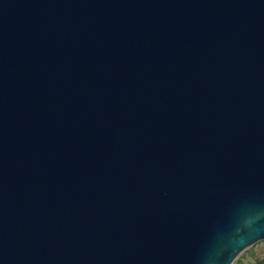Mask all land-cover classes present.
Masks as SVG:
<instances>
[{"label":"water","instance_id":"1","mask_svg":"<svg viewBox=\"0 0 264 264\" xmlns=\"http://www.w3.org/2000/svg\"><path fill=\"white\" fill-rule=\"evenodd\" d=\"M263 240L264 0H0V264Z\"/></svg>","mask_w":264,"mask_h":264},{"label":"crops","instance_id":"2","mask_svg":"<svg viewBox=\"0 0 264 264\" xmlns=\"http://www.w3.org/2000/svg\"><path fill=\"white\" fill-rule=\"evenodd\" d=\"M263 256H264V243H258L255 245L254 248L252 249L249 248L248 250H246L245 253H243L240 258L242 264H247Z\"/></svg>","mask_w":264,"mask_h":264},{"label":"trees","instance_id":"3","mask_svg":"<svg viewBox=\"0 0 264 264\" xmlns=\"http://www.w3.org/2000/svg\"><path fill=\"white\" fill-rule=\"evenodd\" d=\"M239 262H240V264H242L241 263V258L239 259ZM247 264H264V256L260 257V258H257L254 261H252L250 263H247Z\"/></svg>","mask_w":264,"mask_h":264},{"label":"built area","instance_id":"4","mask_svg":"<svg viewBox=\"0 0 264 264\" xmlns=\"http://www.w3.org/2000/svg\"><path fill=\"white\" fill-rule=\"evenodd\" d=\"M233 264H240L239 259H237Z\"/></svg>","mask_w":264,"mask_h":264},{"label":"rangeland","instance_id":"5","mask_svg":"<svg viewBox=\"0 0 264 264\" xmlns=\"http://www.w3.org/2000/svg\"><path fill=\"white\" fill-rule=\"evenodd\" d=\"M259 243H264V240L263 241H261V242H259ZM258 244V243H257ZM255 247V245L253 246V247H251L250 249H252V248H254ZM245 253V252H244ZM242 256V255H241ZM240 256V257H241Z\"/></svg>","mask_w":264,"mask_h":264}]
</instances>
